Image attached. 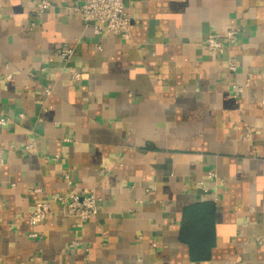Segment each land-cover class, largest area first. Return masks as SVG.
Instances as JSON below:
<instances>
[{
	"label": "crops",
	"instance_id": "crops-1",
	"mask_svg": "<svg viewBox=\"0 0 264 264\" xmlns=\"http://www.w3.org/2000/svg\"><path fill=\"white\" fill-rule=\"evenodd\" d=\"M78 1L0 0V264H264V0H125L127 38ZM65 175L93 218L59 209Z\"/></svg>",
	"mask_w": 264,
	"mask_h": 264
},
{
	"label": "built area",
	"instance_id": "built-area-1",
	"mask_svg": "<svg viewBox=\"0 0 264 264\" xmlns=\"http://www.w3.org/2000/svg\"><path fill=\"white\" fill-rule=\"evenodd\" d=\"M49 2L41 1L39 7L44 8ZM70 12L80 15L84 23L91 26L94 33L109 32L120 35L124 38L129 37L130 31L134 25L131 14L126 7L125 0H79L77 4L68 7ZM239 29L231 28L226 33V40L230 43L236 42ZM204 45L210 51L222 52L225 47V41L216 35H209L204 38ZM72 47H58L56 54L62 61H68L73 54ZM228 69L234 71L236 64L233 60L228 61ZM81 73L73 71L71 77L79 79ZM9 77V75H7ZM249 83V80L246 81ZM46 93L51 92V88L45 89ZM242 91V85H233L232 97H236ZM264 107V98L261 100ZM6 122L5 118H0V124ZM31 144H26L29 148ZM209 176H215V172L209 171ZM72 187L65 193L54 195V200L58 203L59 209L66 214L78 217L82 221L93 218L99 209L100 197L90 188L83 187L77 182L72 181L69 175H65ZM204 191L208 190V186L202 182L199 183ZM57 210L48 201H36L29 213V222L35 224H47L55 216ZM30 236L37 237L38 233L32 231ZM259 239V242H262Z\"/></svg>",
	"mask_w": 264,
	"mask_h": 264
},
{
	"label": "trees",
	"instance_id": "trees-1",
	"mask_svg": "<svg viewBox=\"0 0 264 264\" xmlns=\"http://www.w3.org/2000/svg\"><path fill=\"white\" fill-rule=\"evenodd\" d=\"M195 258H202L206 256V253L201 252V249L197 248V249H193V254H192Z\"/></svg>",
	"mask_w": 264,
	"mask_h": 264
}]
</instances>
